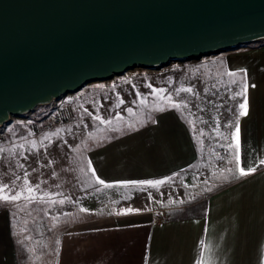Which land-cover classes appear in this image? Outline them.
Wrapping results in <instances>:
<instances>
[{
  "label": "crops",
  "instance_id": "1",
  "mask_svg": "<svg viewBox=\"0 0 264 264\" xmlns=\"http://www.w3.org/2000/svg\"><path fill=\"white\" fill-rule=\"evenodd\" d=\"M181 63L190 69L180 73L181 83L199 93L195 104L188 102L187 108L133 103L143 114L132 117L131 122L112 120L110 125H102L93 119H78L72 127L59 129L58 135H47V140L46 132L33 135L28 125L24 134L10 136L15 126L9 125L0 147L13 160L17 158L14 153H19V167L12 170L0 164V184H8L12 192L39 185L35 192L25 190L24 195L44 199L21 200L19 205L0 202V264H28L18 241L22 234H33L27 225L38 224H46L56 240L49 264H198L200 260L204 264H264V165L259 163L264 159V40ZM241 69L256 87L249 88V114L239 118V152L242 164L256 167L255 173L224 183L203 199L191 200L185 190L175 192L169 203L156 209L92 216L88 205V212L80 211L86 207L78 205L77 198L80 202L85 199L97 176L112 183L185 175L200 158L205 142L203 121L212 122L222 142L221 152L235 160L230 154L235 151L230 134L241 101L228 99L232 93L225 86L231 80L225 73ZM127 72L88 83L67 94L68 100L84 113L99 108L110 114L109 109L119 103L117 95L124 99ZM231 87L232 92L239 90L238 85ZM206 97H211L207 103L203 102ZM226 123L231 127H225ZM128 124L136 127L128 129ZM113 127L122 130L110 131ZM32 141L39 150L31 148ZM20 144L25 149H19ZM61 199L63 205L50 203Z\"/></svg>",
  "mask_w": 264,
  "mask_h": 264
},
{
  "label": "water",
  "instance_id": "2",
  "mask_svg": "<svg viewBox=\"0 0 264 264\" xmlns=\"http://www.w3.org/2000/svg\"><path fill=\"white\" fill-rule=\"evenodd\" d=\"M264 40V0H0V126L84 85Z\"/></svg>",
  "mask_w": 264,
  "mask_h": 264
},
{
  "label": "rangeland",
  "instance_id": "3",
  "mask_svg": "<svg viewBox=\"0 0 264 264\" xmlns=\"http://www.w3.org/2000/svg\"><path fill=\"white\" fill-rule=\"evenodd\" d=\"M187 64L181 62H171L169 66L166 67H155V68H134L129 70L126 74V80H123L125 89L124 99L129 102L125 103V105L119 109L113 108L112 113H101V109L97 108L93 112L89 111L93 115L99 111V114L105 119L107 118L105 115H108L109 118L115 117L116 113L119 112L123 119H115L112 120H123L125 122H131L132 117H136L138 115H142V112H137L135 106L131 104L133 100L136 99V92L139 91L145 97H147V101L145 105L149 103H155L157 108H164L166 106L171 105L170 100L163 98L166 97L167 93L160 94L159 96L150 95V89L148 87L149 84L154 88H165L169 89L173 94L175 90L180 87H186V85L182 84V80L180 79V73L188 72L186 68ZM131 85L130 88L126 87V85ZM69 95H64L58 100H54L55 103H70L76 109V117L72 124L54 127L51 129L46 128V121L44 114L49 109L48 105H39L35 107V109L27 114L12 117L11 120L0 126V146L4 144V138L8 135L6 133V129L11 127L9 125H14L15 128L9 134L10 136H19L20 134H24L26 132L25 125H28V131L33 135H51L53 133H57L59 129H66L75 125V122L84 119H92L91 116L87 115L83 111L79 110L76 103L69 101ZM176 99H186L190 103L195 104L196 97L190 96L187 93H182L181 96L175 97ZM211 98V97H210ZM210 98H204L203 102L207 103ZM207 99V100H206ZM81 105L80 101L77 103ZM131 105V106H130ZM141 106L144 104H140ZM114 107V106H113ZM127 107H132L134 112L129 114L124 109ZM146 114V113H145ZM211 121H203L201 125H203V139L204 146L200 149L199 157L197 161H195L188 171H185V175L182 177H174L173 180L169 183H165L164 185L157 186L156 188L141 186V185H128L126 187H113V188H105L102 185H98L96 183V179L93 178L91 185V192L85 193V199L80 202L77 198L78 205H85L88 209V205H90L91 215L99 216L108 212H123L122 210L131 208L135 210H149L151 208H158L165 203H169L170 198L175 192L185 191L187 190L189 197L191 200L203 199L212 191L217 189L224 183L232 181L238 177H231L227 180L221 178V174L225 169L231 168L233 172L237 171V166L234 163V160L226 158L227 156L221 152V140L216 137L218 131L214 129L211 125ZM215 130V133L212 131ZM217 132V133H216ZM214 134V135H213ZM208 139H210L209 144ZM13 149V148H12ZM215 150V151H214ZM11 151V150H9ZM7 152V151H5ZM5 152H0V164L1 167H5L6 169H18L19 167V158L14 156V160L10 159ZM216 152V153H215ZM223 156L224 160H220L219 157ZM226 174V173H224ZM188 177V181H185ZM17 178V177H16ZM158 179H166L164 177ZM157 179V180H158ZM14 180V179H12ZM207 182V183H205ZM101 189L100 191H96V189ZM143 188V190H141ZM14 193V192H13ZM149 193L151 194L152 199H149ZM52 194V193H48ZM21 201V200H20ZM18 202H12L13 204H20ZM8 203V202H7ZM155 208V209H156ZM27 228H32L33 234L25 233L22 234L19 239V247L22 250V259L27 260L28 264H49V261L53 259L55 256V248H56V240L50 232L48 231V226L46 224H38V225H27ZM55 236V234H54Z\"/></svg>",
  "mask_w": 264,
  "mask_h": 264
},
{
  "label": "snow or ice",
  "instance_id": "4",
  "mask_svg": "<svg viewBox=\"0 0 264 264\" xmlns=\"http://www.w3.org/2000/svg\"><path fill=\"white\" fill-rule=\"evenodd\" d=\"M202 67H204L202 65ZM226 76H228L231 80V83L229 85L225 86L226 92H231L232 94L230 96H228V99L230 100H237L238 98L240 99L241 102H239L237 104V122L235 124V129L234 131L230 134V139L231 141L234 142L235 144V151L234 153H230V154H234L235 156V160L234 163L237 166V171L233 172V170L231 168H227L224 170V172L221 174V178L227 180L229 178V176L231 177H245L248 175H251L253 173L256 172V167H247L245 165L242 164L241 162V156H240V152H239V147H240V135H241V126L239 123V118L240 117H245L249 114V88H255L256 85L255 84H250L248 82V74L246 72V70H238V71H227L225 73ZM240 77L239 81L237 79H235L236 77ZM232 85H238L239 86V90L232 92ZM149 89H150V95L152 96H159L160 94H164L167 93L166 97H162L166 98L168 100H170L171 102V106L175 109H181V108H187L188 107V101L184 100V99H176L175 97H179L181 96L182 93H187L190 96H198L199 93L196 92L194 90V88L192 86H188V87H180L177 88L175 90V93L173 94L172 92L169 91V89H165V88H154L152 87L151 84L148 85ZM212 87L215 89L216 85L213 84ZM113 88H115V85L113 86ZM207 90V89H206ZM219 90L217 89V92ZM136 99L132 101V103L134 104H145V102L147 101V97H145L142 93H140L139 91L136 92ZM117 100L119 101V103L115 104L114 107L116 109L121 108L123 105H125V100L120 97L119 95H117ZM102 107V106H101ZM126 112H128L129 114H132L134 112V109L132 107H127L124 109ZM109 111L111 112L112 109L110 108ZM85 113L89 116L92 117L93 120L99 121L100 124L102 125H110L112 122V119H123L122 115L117 112L115 117H111L109 119H104L100 114L99 111L96 112L95 115H93L92 113L88 112L87 109H85ZM149 119H151V117H149ZM225 127H231L230 123H226L224 125ZM136 125L135 124H128L127 128L128 129H133L135 128ZM217 127H219V124H217ZM122 129L120 128H111L110 131H121ZM59 134V130L57 131V133H54L53 135H58ZM203 135V132L201 133ZM45 140L49 139V137L47 135H45L44 137ZM41 143H43V141H41ZM19 149H25V145L24 144H20ZM31 148L33 150H39L37 147V142L36 141H32L31 142ZM229 149L233 148V144L229 143L228 145ZM8 151L2 147H0V152H5ZM215 151V150H214ZM19 153H14V155H17ZM25 159H27V157H25ZM220 160H224V157L221 156L219 157ZM261 165H264V159L260 160L259 162ZM20 167H24L23 165H20ZM226 173V174H224ZM93 176H95V171L93 170L92 172ZM27 176L28 173L25 172V184L27 185L29 182L27 181ZM17 179H20V177H17ZM173 180V177H167L166 179H158V180H125V181H116V182H112V183H107L105 180L99 178L98 176L96 177V183L98 185H102L105 188H113V187H126L128 185H141V186H148V187H152V188H156L157 186H161L164 185L165 183H169ZM207 183V182H205ZM39 188V185H36L35 188L28 186L26 187V189L21 190V191H15L14 193L10 190V186L8 184H0V202H8V203H12V202H18L20 200H25V201H31V202H36L37 200H43L44 197L43 196H34V195H24V191L26 190L27 193L31 194L33 192H35L37 189ZM6 190H9L6 192ZM101 189L97 188L96 191H100ZM143 190V188L141 189ZM47 195V194H46ZM57 195H62V194H57ZM149 199H152L151 194L149 193ZM50 203L52 204H56L59 203L61 205H63L65 203L64 199L61 200H51ZM80 211L82 212H88L87 208H81ZM124 213H130L132 211H134L131 208L122 210ZM135 211H139L138 209ZM65 215H70V213H65ZM198 264H204L203 260L198 261Z\"/></svg>",
  "mask_w": 264,
  "mask_h": 264
},
{
  "label": "built area",
  "instance_id": "5",
  "mask_svg": "<svg viewBox=\"0 0 264 264\" xmlns=\"http://www.w3.org/2000/svg\"><path fill=\"white\" fill-rule=\"evenodd\" d=\"M49 109L45 112L44 117L46 121V128L51 129L54 127L70 125L74 122L76 117V109L70 103H55L47 104ZM159 218H155L158 221Z\"/></svg>",
  "mask_w": 264,
  "mask_h": 264
}]
</instances>
